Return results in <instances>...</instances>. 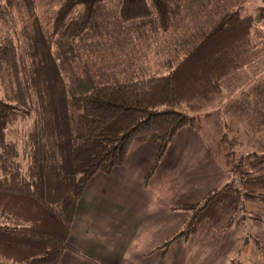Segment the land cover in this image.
Listing matches in <instances>:
<instances>
[{
  "label": "trees",
  "instance_id": "trees-1",
  "mask_svg": "<svg viewBox=\"0 0 264 264\" xmlns=\"http://www.w3.org/2000/svg\"><path fill=\"white\" fill-rule=\"evenodd\" d=\"M111 1L60 0L42 19L36 0H0V264H59L65 251H75L69 236L90 180L122 166L131 145L153 135L159 151L149 176L179 131L191 128L233 177L185 207L188 221L162 248L188 239L202 224L209 244L217 243L238 215H246L247 204L264 203V147L240 158L236 152L248 135L240 121L264 138V84L239 94L221 134L210 135L201 123L220 114L222 106L205 109L218 105L224 87L248 66L264 44V28L231 6L216 5L206 23L211 27L180 59L168 60L166 74L70 97L54 46L63 50V41L85 35L98 8ZM119 1L125 24L150 30L160 23L163 31L181 23L185 11L207 6L205 0Z\"/></svg>",
  "mask_w": 264,
  "mask_h": 264
},
{
  "label": "crops",
  "instance_id": "crops-1",
  "mask_svg": "<svg viewBox=\"0 0 264 264\" xmlns=\"http://www.w3.org/2000/svg\"><path fill=\"white\" fill-rule=\"evenodd\" d=\"M158 151L154 135L135 142L122 166L90 180L69 236L75 251H65L59 264H264V203L247 204L246 215L217 243L209 244L202 224L188 239L162 248L188 221L185 207L233 178L191 128L179 131L149 176Z\"/></svg>",
  "mask_w": 264,
  "mask_h": 264
},
{
  "label": "rangeland",
  "instance_id": "rangeland-1",
  "mask_svg": "<svg viewBox=\"0 0 264 264\" xmlns=\"http://www.w3.org/2000/svg\"><path fill=\"white\" fill-rule=\"evenodd\" d=\"M36 1V12L42 19L48 18L51 11L60 5V0ZM120 3L115 0L101 5L91 29L85 35L74 43L70 39L63 41V50L59 51L54 46L60 55V67L70 97L87 95L99 86L127 84L166 74L168 60L180 59L195 44L203 30L211 27L206 23L213 18V7L216 5L231 6L239 10L242 16L252 17L256 27L264 28V19L261 17L264 0H205L207 6L203 10L185 11L181 23L174 21L167 31L162 30L160 23H156L150 30L137 23L125 24L118 16ZM16 22L20 30V17ZM263 84L264 44L254 52L248 66L232 78L228 88L224 87L225 92L219 98L218 105L205 109V113H212L213 108L219 109L222 106L218 116L212 113V119L201 120L205 130L212 136L221 134L224 131L223 123L231 121L239 106L237 103L232 104L240 98L239 94L253 91ZM165 110L161 108L158 112ZM239 124L248 135L244 136L247 139L246 146L236 150L237 157L250 152L260 153L258 149L264 147L263 136L253 134L249 124L245 125L241 121ZM237 218L242 219L243 215H238L233 222Z\"/></svg>",
  "mask_w": 264,
  "mask_h": 264
}]
</instances>
